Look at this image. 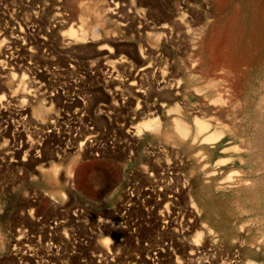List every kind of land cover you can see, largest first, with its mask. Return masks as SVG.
I'll return each instance as SVG.
<instances>
[{"label": "rangeland", "instance_id": "1", "mask_svg": "<svg viewBox=\"0 0 264 264\" xmlns=\"http://www.w3.org/2000/svg\"><path fill=\"white\" fill-rule=\"evenodd\" d=\"M239 8L0 0V264H264V56L258 40L236 43ZM80 18L87 38L69 39ZM177 109L219 120L217 143L146 129L158 119L172 133Z\"/></svg>", "mask_w": 264, "mask_h": 264}, {"label": "bare ground", "instance_id": "2", "mask_svg": "<svg viewBox=\"0 0 264 264\" xmlns=\"http://www.w3.org/2000/svg\"><path fill=\"white\" fill-rule=\"evenodd\" d=\"M238 4H239V9L242 10V23H239V27L241 28L239 29V33L236 35L238 36L236 40V43L239 42V44H242L243 42L246 44V48L250 49L252 47V45H254L256 42L255 41H259V46H260V53L261 56H264V0H238ZM240 10V13H241ZM239 12V11H238ZM239 14V13H237ZM241 16V14H240ZM240 22V21H239ZM174 26V25H173ZM234 26V25H233ZM238 26V24H237ZM171 28V27H170ZM169 26L168 25H161L160 29L165 33L167 31H169ZM204 28H200L198 29V33H197V38L195 40V42H193V46L194 48L197 47V40H198V36H201V33H203ZM88 24L85 21L84 18H80L78 24H77V29L71 28L69 30V39H77L78 37H81L80 39L84 40L87 38L88 35ZM238 30V29H236ZM194 31V30H191ZM235 31V30H234ZM162 32V33H163ZM238 32V31H236ZM92 34V33H91ZM233 34V33H232ZM231 35V34H229ZM93 36H97V33H95V31L93 32ZM67 37V36H66ZM231 39V38H230ZM101 40V39H100ZM103 41L108 40L107 37L102 39ZM233 40V39H232ZM230 41V40H228ZM255 42V43H253ZM233 43V41H232ZM243 43V44H244ZM253 43V44H252ZM257 47V45H255V48ZM254 48V46L252 47ZM109 51L110 53H112V50L107 48V47H101L99 49V51L103 52V51ZM152 50V49H150ZM3 51V50H2ZM1 51V45H0V52ZM230 52V51H229ZM234 51H231L230 53H232ZM0 53V54H1ZM229 53V54H230ZM238 53V52H237ZM241 54V52L239 53ZM244 55H246L245 53H243ZM1 63V62H0ZM2 64V63H1ZM149 67H145L143 68V70L148 69ZM13 79H16V75H12ZM192 80L189 81V83L192 85L193 84V88L195 90L196 93H202L204 92V97L205 99L209 100L208 102L211 104L214 99L217 98H221L222 96V89L218 86H199L197 85L196 82H198L199 80L202 81L201 78L198 77H192ZM25 80H26V76L23 75L22 78L20 79L18 88L21 89V95L22 96H27L29 95V92H27L26 89V85H25ZM17 81V80H16ZM203 82V81H202ZM206 83V82H205ZM189 84V85H190ZM30 88V87H29ZM179 85H176L175 88H171L170 89V96L174 99L177 100L180 96L179 93ZM13 89V88H12ZM18 91V90H16ZM11 92L14 96V93L16 92ZM36 94V93H35ZM31 95V94H30ZM4 96H1V98H3ZM0 98V99H1ZM21 98V97H20ZM27 98V97H26ZM227 98V97H226ZM261 99L259 100V102L262 104V102H264V95H261L260 97ZM219 100V99H217ZM249 100V99H248ZM232 102V101H231ZM259 104V103H258ZM258 105L259 106H261ZM236 106V105H235ZM161 108H164L165 105L161 104L160 105ZM220 107V106H219ZM262 107V106H261ZM228 109V108H226ZM231 109V108H230ZM260 109V107L258 108ZM263 109V107L261 108ZM38 110V109H37ZM177 111H180V109H177ZM244 111V110H243ZM264 112V110H262ZM38 112V111H37ZM198 112V110H197ZM196 110L194 112V114L197 113ZM224 112V111H223ZM185 113L183 112H179V114L173 119V127L172 130L170 132L162 129L160 124H156V119L153 122H147L145 124L146 129L149 131L151 130L152 132L159 134L162 133L164 134V136H166L167 139H169L168 141L172 142L173 144H180L183 142H190L193 145H203L205 143H217V139H219L220 137L218 136L219 134V130H220V126L221 124L219 123V120H216L214 117H210L208 120H201L197 117V115H195L193 118L188 119L186 117V115L184 116ZM188 116V115H187ZM241 117V116H240ZM239 117V118H240ZM260 117V116H259ZM234 121V119H233ZM158 122V121H157ZM260 124V123H259ZM20 127V126H19ZM263 127V126H262ZM3 129V128H2ZM11 129V128H10ZM8 130V129H7ZM10 131V130H9ZM5 132V131H4ZM155 137V136H154ZM165 138V137H164ZM236 138L235 136L233 137V139ZM260 143V142H259ZM188 144V143H187ZM176 146V145H175ZM257 146V145H256ZM239 148V146H237ZM260 149V148H259ZM263 151V150H262ZM197 152V151H196ZM248 152H250L249 148H248ZM251 153V152H250ZM201 156V155H200ZM199 156V157H200ZM253 159V157H252ZM60 170L59 165L57 164H52L50 165V167L48 169L43 170L46 173V177L48 178L49 181L52 182V184L57 183V176H58V172ZM44 174V173H43ZM264 181V180H263ZM262 181V182H263ZM239 182V185L244 184V186H248L249 184L247 183V180H242L241 182ZM234 185V184H233ZM251 185V184H250ZM254 185V184H253ZM262 185V184H261ZM254 187V186H253ZM250 192V191H249ZM224 193V191H223ZM240 193V192H239ZM251 193V192H250ZM255 196L258 197V195H256L257 193L254 192ZM54 196V195H53ZM251 196H253V194H251ZM57 198V197H55ZM250 198V197H249ZM258 200V199H257ZM260 201V200H259ZM169 215V214H168ZM165 219V217H164ZM172 217L167 216V219L165 221V224L167 225H172ZM204 230H208L205 226H203ZM176 232H178V230L175 229ZM183 233V232H182ZM203 231H201V233L199 232V234L195 235L196 236V240L194 241V245L197 246V249L201 248V244L199 243L201 241V237ZM110 245V244H109ZM196 251V250H195ZM199 251V250H198ZM107 252V251H106ZM109 253V252H107ZM200 253V252H199ZM106 254V253H105ZM192 255H195V253H193ZM248 264V263H247ZM251 264V263H250Z\"/></svg>", "mask_w": 264, "mask_h": 264}, {"label": "clouds", "instance_id": "3", "mask_svg": "<svg viewBox=\"0 0 264 264\" xmlns=\"http://www.w3.org/2000/svg\"><path fill=\"white\" fill-rule=\"evenodd\" d=\"M112 241H111V238H106L105 240L102 241V243H104L105 245H108L110 244Z\"/></svg>", "mask_w": 264, "mask_h": 264}]
</instances>
